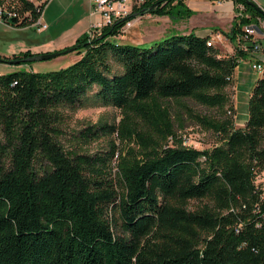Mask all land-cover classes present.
Returning <instances> with one entry per match:
<instances>
[{"label": "trees", "instance_id": "16d2710c", "mask_svg": "<svg viewBox=\"0 0 264 264\" xmlns=\"http://www.w3.org/2000/svg\"><path fill=\"white\" fill-rule=\"evenodd\" d=\"M46 1L0 0V20L30 26ZM233 1L231 55L192 32L119 43L138 15L181 16L183 0H142L78 36L69 47L79 58L65 67L0 74V264H264V73L243 126L230 90L250 50L236 37L264 12ZM90 92L121 118L83 126L78 142L116 133L126 147L89 154L58 140L62 108L82 106ZM190 126L214 143L186 145Z\"/></svg>", "mask_w": 264, "mask_h": 264}, {"label": "crops", "instance_id": "0c3cea01", "mask_svg": "<svg viewBox=\"0 0 264 264\" xmlns=\"http://www.w3.org/2000/svg\"><path fill=\"white\" fill-rule=\"evenodd\" d=\"M114 1L116 2L115 8H123L125 13L130 12L133 5L142 2V0ZM256 4L258 5V3ZM235 7L233 0H183L182 8L179 10L180 17L178 15L171 17L149 13L138 15L122 27L121 32L115 39L119 43H133L144 46L145 44H152L165 36L192 32L200 37H213L214 46L218 48L220 55H231L234 52V44L225 33L230 30L232 21L236 16ZM262 11L264 12L263 9ZM39 17L42 22L47 24L46 29L42 31L52 29H62L64 31L63 19L65 18L64 22L68 24L67 28L70 29V35L62 38L55 36L43 40L26 41L18 39L9 41L6 51L0 50L1 57H9L12 54H18L26 50L35 54L69 47L78 36L88 32L93 24L103 22L102 13L95 10L94 0H47ZM258 20L260 29L263 31L264 20ZM25 27L33 28L34 26ZM25 27L13 29L21 30ZM259 34L257 37L262 49L260 51L249 50L234 71V83L231 91L236 108L235 124L237 126H243L248 118L247 101L249 92L255 80L261 76L250 67V64L254 61L264 63V37H260ZM78 58L79 56L74 57V61ZM13 64L17 65L18 63ZM7 70L6 72H10Z\"/></svg>", "mask_w": 264, "mask_h": 264}, {"label": "rangeland", "instance_id": "374dc122", "mask_svg": "<svg viewBox=\"0 0 264 264\" xmlns=\"http://www.w3.org/2000/svg\"><path fill=\"white\" fill-rule=\"evenodd\" d=\"M34 3L41 2L43 0H31ZM258 5L264 10V0H254ZM63 19V28L52 29L50 31L37 32L35 27H25L21 30H15L8 24L1 23L0 20V50L6 51V47L9 41H16L18 39H24L26 41L33 39H49L50 37L58 36L62 38L70 35V29L67 28L68 24L64 22ZM259 25V23H258ZM12 28V29H11ZM122 30V29H121ZM63 31V32H62ZM116 37V36H115ZM117 40V39H116ZM151 44H145L144 46H150ZM215 45V43H214ZM59 51V50H55ZM50 52V51H49ZM79 55L74 50L67 53H62L56 57L46 59V60H36L31 62H22L20 64H9L3 61H0V74L7 73V71H16V70H27V71H36V72H47L51 70H56L74 61V57ZM113 72H119L120 66L116 63L111 65ZM231 90V89H230ZM93 94L90 92L84 104L76 108H62L64 123L62 125V133L58 137V140L66 148L78 147L89 154H94L96 152H103L110 149L111 142L114 143L118 148L126 147V143L121 142L116 133L111 135L102 136L97 140H90L88 143L78 142L75 134L80 128L87 124H94L96 122H108L110 124H117L121 118V112L117 107L114 106H104L99 104H93L92 99ZM185 143L188 146L195 148H208L210 147L215 138L209 132L201 130L197 126H190L185 130ZM2 137L1 127H0V138ZM114 163V161H113ZM45 163L42 161V165ZM115 169V168H114ZM264 178V172L262 173V179ZM196 201L190 203L191 206L195 205Z\"/></svg>", "mask_w": 264, "mask_h": 264}, {"label": "built area", "instance_id": "2783aa9c", "mask_svg": "<svg viewBox=\"0 0 264 264\" xmlns=\"http://www.w3.org/2000/svg\"><path fill=\"white\" fill-rule=\"evenodd\" d=\"M115 1L114 0H94V6L95 10H98L102 13L103 16V22L102 23H96L93 24V26L88 30L89 36H93L94 34H97L100 32L101 28L103 26L109 25L112 23V21L115 18H120L126 15L127 13L124 12L123 8H115ZM239 11L238 15H243L241 13V10L243 9V6L240 4L238 5ZM129 13V12H128ZM129 21L126 23L128 24ZM125 24V25H126ZM34 27H36L37 31H42L46 29L47 24L42 22L40 17H38L32 24ZM260 33V34H259ZM260 35V37H264V30L262 31L260 29V26L255 23H248L242 26V31L239 34V47L243 50H254V51H260L262 49L261 44L259 43L257 35ZM207 45H214V38L208 37L206 41ZM249 46L251 48H249ZM250 67L258 72L259 74L264 73V63L261 61H254L250 64Z\"/></svg>", "mask_w": 264, "mask_h": 264}, {"label": "water", "instance_id": "95a60500", "mask_svg": "<svg viewBox=\"0 0 264 264\" xmlns=\"http://www.w3.org/2000/svg\"><path fill=\"white\" fill-rule=\"evenodd\" d=\"M247 4L253 6L255 9L262 11V9L253 1V0H245ZM73 51V47H68L63 50L59 51H50V52H42V53H35L32 56H27L23 57L20 59H11V60H6L5 58L0 56V61H6L8 63H22V62H31V61H36V60H46L50 59L53 57H56L62 53H67Z\"/></svg>", "mask_w": 264, "mask_h": 264}]
</instances>
